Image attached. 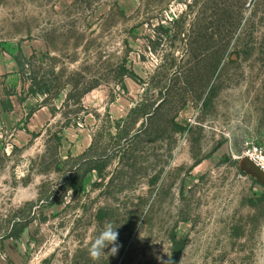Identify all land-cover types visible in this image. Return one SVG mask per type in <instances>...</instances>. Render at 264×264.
<instances>
[{"label":"rangeland","instance_id":"obj_1","mask_svg":"<svg viewBox=\"0 0 264 264\" xmlns=\"http://www.w3.org/2000/svg\"><path fill=\"white\" fill-rule=\"evenodd\" d=\"M206 2L0 0V264H264V0L184 82ZM16 57L59 95L30 94ZM105 222L120 247L94 261Z\"/></svg>","mask_w":264,"mask_h":264},{"label":"trees","instance_id":"obj_2","mask_svg":"<svg viewBox=\"0 0 264 264\" xmlns=\"http://www.w3.org/2000/svg\"><path fill=\"white\" fill-rule=\"evenodd\" d=\"M206 8L209 10L208 21L202 25L198 26L196 30V24L192 23V30L191 33H194V36L188 37L187 42L185 45L190 48V51H194L195 60L187 61L188 68H186V73L184 75V82L189 81L196 77L197 71H201V79H204L207 82L210 81L213 72L218 68L221 59L227 49L228 40L231 34L234 32L236 27L240 24V21L243 18L242 11L244 9L245 3L247 0H206ZM223 6V7H222ZM233 9H230V7ZM212 20V21H211ZM174 19L171 21L173 22ZM214 27L213 33H208V29ZM154 32L156 35L155 45L160 43L161 38H165L171 35L172 27H165L162 24H158L154 28ZM190 38V39H189ZM216 38V39H215ZM152 41L151 39H149ZM156 48H153L155 51ZM208 51V53H205ZM25 59V57H23ZM18 65V72H20L23 76V80L27 79L30 81V86L28 92L32 95L34 94H44L58 96L60 90L62 89V81L58 78L57 74L53 73V79H39L37 80L36 75H32L31 69H29L28 64L26 63L29 61L21 60V58L15 59ZM192 63V64H191ZM121 78L130 76L135 77L132 71H128L124 66H121ZM194 74V75H193ZM188 77H190L188 79ZM1 85V83H0ZM99 85L98 82H95L88 87H85L81 91L77 90L76 85H71L70 91L67 93L66 98L64 100V104L68 102V100L73 97L77 104L81 103L82 97L91 89L97 87ZM64 86V85H63ZM123 86V85H122ZM56 90H54V88ZM4 96L0 98V108L2 111H11L13 109V104L10 99L12 93L8 92L7 90L4 91ZM163 99L161 102H163ZM160 102V103H161ZM158 104L150 116L154 117L158 113V108L161 104ZM54 109L52 108V113ZM30 114V113H29ZM28 114V115H29ZM173 124L174 119L172 118ZM71 122H68L70 124ZM176 124V123H175ZM177 124L175 125V127ZM180 128V127H179ZM172 243L174 244L173 247V254L177 255L185 246V242L183 238H178L176 236H172Z\"/></svg>","mask_w":264,"mask_h":264},{"label":"clouds","instance_id":"obj_3","mask_svg":"<svg viewBox=\"0 0 264 264\" xmlns=\"http://www.w3.org/2000/svg\"><path fill=\"white\" fill-rule=\"evenodd\" d=\"M118 227L114 226L112 222H105L102 230L95 237V239L90 243L88 249L90 257L95 261L99 260L102 255H116L120 245L117 243L119 233L117 231ZM111 248L108 252H105L106 248ZM157 259H161L157 257ZM162 264H170L169 261H162Z\"/></svg>","mask_w":264,"mask_h":264}]
</instances>
